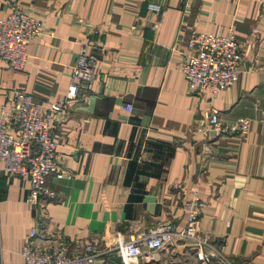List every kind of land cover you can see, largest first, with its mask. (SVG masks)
Wrapping results in <instances>:
<instances>
[{
	"label": "crops",
	"instance_id": "1",
	"mask_svg": "<svg viewBox=\"0 0 264 264\" xmlns=\"http://www.w3.org/2000/svg\"><path fill=\"white\" fill-rule=\"evenodd\" d=\"M17 6L42 22L43 33L29 41L20 71L0 60L2 116L16 89L42 106L65 99L79 48L91 41L100 47L87 95L69 102L53 129L64 176L47 179L56 193L43 209L47 231L101 249L115 233L126 237L163 223L182 229L184 202L195 196L196 228L219 252L207 249L208 264H264V0H17ZM7 9L0 0V17ZM228 28L242 57L237 81L213 96L187 93L177 52L193 31ZM210 108L224 122L248 119V133L197 132ZM27 188L26 179L0 171V264H22L19 251L38 215L26 202ZM94 264L121 262L105 251ZM134 264L198 263L194 247L172 239Z\"/></svg>",
	"mask_w": 264,
	"mask_h": 264
},
{
	"label": "built area",
	"instance_id": "2",
	"mask_svg": "<svg viewBox=\"0 0 264 264\" xmlns=\"http://www.w3.org/2000/svg\"><path fill=\"white\" fill-rule=\"evenodd\" d=\"M7 2L8 9L0 17V60L12 71H20L25 63L27 45L43 33V25L37 17L18 7L17 0ZM150 8L156 9L155 6ZM94 42H99L97 35ZM99 48L92 41L79 48L70 66L65 99L42 106L30 93L16 89L8 103V114L0 115V171L8 177L18 176L28 181L26 202L38 211L19 251L22 264H94L97 256L105 251L115 252L121 264H134L143 253L158 250L172 239L194 247L197 263L208 264L207 249L219 252L212 247L209 236L196 228L200 203L195 196L184 202L186 225L182 229L175 230L170 223H163L131 232L126 237L115 233L111 243L103 244L101 249L90 242L73 245L56 230L49 233L44 227V205L56 198L47 179L64 176L55 153L53 129L67 115L68 103L87 95L94 77V53ZM169 49L177 50L174 45ZM177 53L181 57L180 72L187 93L213 96L238 79L242 57L230 28L223 34L193 31L185 49ZM122 108L131 110L129 104ZM201 122L202 126L196 131L205 136L211 132L217 137H244L249 129L248 119L239 117L224 122L211 108L203 112ZM173 188L177 185L173 184Z\"/></svg>",
	"mask_w": 264,
	"mask_h": 264
}]
</instances>
